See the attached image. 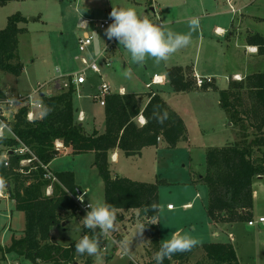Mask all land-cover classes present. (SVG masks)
Wrapping results in <instances>:
<instances>
[{"label": "rangeland", "instance_id": "374dc122", "mask_svg": "<svg viewBox=\"0 0 264 264\" xmlns=\"http://www.w3.org/2000/svg\"><path fill=\"white\" fill-rule=\"evenodd\" d=\"M120 1L123 0H11L1 5L0 30L6 26L7 17L12 14L19 13L25 18L19 24L24 31L18 34V59L23 66L22 72L19 76H14L0 70L1 87L7 90L8 95L12 93L9 98L17 93H32L38 85H43L41 91L33 95V99L36 100L40 93L45 94L48 90L54 89L53 81L57 78L62 84L61 88H65L64 83L68 85V78L84 67L77 58L79 56L77 38L82 32L79 29L80 22L88 20L90 22L87 31L93 40L89 46L91 54H88V49L85 54L89 62L95 60L105 77L102 79L98 73L87 70L85 82L80 85L81 88L75 87L72 103L77 113L81 111L86 117L81 123L86 133L95 129L102 132L104 130V108L92 98L102 81L104 80L113 92L119 87H124L129 92L142 94L148 90L144 84L150 81L152 73L149 70H153L151 64L154 63L155 66L160 67L162 65V62L156 63L152 58H147L143 64L133 63L127 51L123 55L119 53L118 50L122 49L115 39L112 46L110 44L107 62L103 59L101 51L109 43V39L103 42V37H105L103 34L108 26L101 30L96 26V22L105 19V10L108 5H111V8L117 7L116 3L120 4ZM138 1H142L145 6L146 3L148 5L147 0ZM210 1L212 2V0H181L182 3L190 5H193V2ZM234 1L242 11L234 14L233 17L238 18L241 14L245 17L238 25L241 34L258 33L264 36V0ZM219 7L221 9H209L208 13L213 16L214 12H224V8ZM195 13L200 16L199 12ZM254 16L258 18L255 20ZM201 24H204V21ZM213 39L221 41L216 37ZM206 40H208L207 35L203 37V46ZM202 53L201 48L199 63L202 62ZM125 69L131 70V79L124 77ZM255 70L264 72V60ZM216 74L223 73L217 72ZM190 76L193 81L191 74ZM221 76L223 75L217 77L218 89L197 87L187 93L176 94L171 93L170 88H165L164 99L169 107L184 120L185 138L172 148L167 147L163 142L157 148H147L143 151L141 158H122L117 164L112 165L111 172H121L133 180L158 184L157 221L159 223L156 224L159 229L160 243L170 239L172 233L178 230L197 238L200 241L199 244L215 241L229 242L227 235L231 233L232 245L240 264H264V223L255 222L253 225H248L247 221L243 220L236 221L232 225L223 224L219 230L220 235L216 238L212 236L215 227L209 225L204 209L208 190L206 185L198 181V178L206 172V150L240 139V126L232 125L227 112L219 102V90L226 84L224 77ZM72 85L75 86L74 83ZM168 93H171L169 97ZM6 98L8 96L4 93V99ZM16 107L13 105L11 109H16ZM8 115L11 113L9 112ZM7 132L9 131L5 129L6 136ZM247 133L248 139L256 135L252 128H248ZM6 155L3 151L0 158ZM93 161V152L75 154L72 150H65L58 152L50 162L49 168L55 173L64 171L73 173L75 184L82 190L83 203H103V181ZM253 188L256 194L251 212L254 213L253 220H257L259 215L264 217V176L261 180H253ZM0 191L7 193L5 187ZM186 203H190L191 207L185 208ZM168 204H171L172 210H167ZM76 214L70 217L71 219H67L69 223L66 222V225H62L63 227L61 224L66 220L54 226L52 234L57 244L68 246L79 240L84 228L82 218L86 212L77 208ZM122 216L123 219L128 217L131 222L137 220L141 225L145 222L140 219L139 215L130 211L122 213ZM24 220V212L16 210L12 200L0 198V245L2 247L10 245L12 236L18 238L22 235ZM140 230L141 226L136 222L132 228L123 231L125 241L121 249H117L119 247L112 241H104L105 249L100 248L99 253L92 256V264H126L129 260L137 263L147 260L148 263H152L155 253L151 249H146L147 245L150 246L148 235L145 232L147 228L142 233ZM112 234L116 238L115 232ZM117 236L122 238L120 234ZM111 247L115 248L112 253H110ZM109 253L112 256L107 258ZM197 261L206 263L200 250L194 252L183 264H194ZM0 264L32 263L21 256L14 254L2 256L0 253ZM35 264L53 263L38 261Z\"/></svg>", "mask_w": 264, "mask_h": 264}, {"label": "trees", "instance_id": "16d2710c", "mask_svg": "<svg viewBox=\"0 0 264 264\" xmlns=\"http://www.w3.org/2000/svg\"><path fill=\"white\" fill-rule=\"evenodd\" d=\"M8 1L11 0H0V6ZM24 20L19 13L12 14L0 30V70L14 76H19L23 69L18 59V34L24 31L19 26ZM246 41L256 46L258 54H264V36L254 33L248 35ZM191 73L187 67L167 68L166 75L174 92L197 88ZM208 86L205 84L200 89H207ZM75 91L69 78L67 87L55 94L48 96L40 93V116L31 121L26 117L27 105L19 106L9 123L14 136L0 138V154L3 151L7 154L0 158V178L6 182L5 188L15 209L24 212L25 218L22 235L18 238L12 236L10 245L6 247L0 245V253L2 256H21L32 264L38 261L92 264V256L78 254L75 243L61 246L50 236L54 226L75 216L77 206L74 198L78 191L82 193L70 171L53 172L56 181L52 182V193H45L50 181L44 178L42 165L48 166L55 158L56 140L61 141L63 146H70L75 154L94 153L93 164L103 181V203L113 205L117 212L138 209L145 220L149 249L155 253L161 246L159 229L157 224L150 223L152 218L157 220L158 217V184L112 175L109 152L118 148L125 156H133L144 147H157L160 142L169 148L175 147L185 138L184 121L158 92L147 93L148 101L143 107L138 94L114 92L105 97L104 130L86 133L76 118L77 111L72 103ZM3 99L4 93L0 90V100ZM219 102L232 125L240 126V139L206 150V172L198 178L208 190L206 213L215 223L249 221L253 207L252 183L264 176V72L230 82L226 89L219 90ZM157 107L169 114L163 125L152 119ZM140 115L144 117L143 124L138 121ZM248 128L256 132L251 139H248ZM19 146L27 147L28 151L14 153L12 150ZM24 159L31 160L21 165L20 161ZM153 204L157 205L156 210L151 209ZM83 235L93 236L94 233L84 227L81 237ZM103 246L101 239L100 248ZM114 250L111 247L110 253ZM197 250L206 259L205 264H240L230 242H205L191 251L165 259L164 264H183ZM110 253L107 258L112 256ZM126 264H156V261L153 257L152 263L129 260ZM194 264L204 263L197 261Z\"/></svg>", "mask_w": 264, "mask_h": 264}, {"label": "crops", "instance_id": "0c3cea01", "mask_svg": "<svg viewBox=\"0 0 264 264\" xmlns=\"http://www.w3.org/2000/svg\"><path fill=\"white\" fill-rule=\"evenodd\" d=\"M147 1H148V5L146 3V6H145L142 1L123 0V1H120V4L117 2L116 6H117V8L132 7L136 10L138 15L147 16L154 23L166 24L171 30H173L176 33L188 34L191 31L189 26H188V20L190 18H193V17L199 19V27L197 30L191 31V43L187 47H185V48L179 50L177 53L173 54L167 61H162L161 67L155 66L154 63L151 64V67H153L152 68L153 70H151V69L149 70L152 73V75L150 76V81L153 78V76H158V77H161L163 79L162 83L151 84V87L148 88L146 85L148 83H150V81H149L148 83L144 84L148 90L145 92H142V94H140V92H130V93H135V94L139 95L141 107H143L146 104V102L148 101V97L146 94L149 92L150 93L158 92L163 97L165 88L168 87V88H170L169 91H171V93L172 92L176 93V94L177 93H179V94L187 93V92H174L172 87L170 86L167 75H166V70H167V68L172 67V66L187 67V68H190L191 72H195L201 77H211L212 82L207 84V85H209L208 87H210V88L214 87V89L215 88L218 89V87L216 86L217 77H219V75H223L221 77H224L226 84H225L224 88H221V90L226 89L231 81H238V80L233 79L234 76H239L240 79L242 80L248 75L255 74V73H261L260 71H256L255 69H257V66L259 65V63L263 62L264 54H258L256 46L253 44H249L246 41V37L248 35H251L252 33H246L245 35L241 34V30H239L238 25H240V22L242 23V21L244 20L245 17H244V14H241V16L238 18L233 17L234 14L240 13L242 11L241 7L237 6V3L234 0H230V1L212 0V2L210 1V2H200V3L199 2H197V3L193 2V5L182 3L181 0H147ZM219 6H222L224 8V12L223 11L214 12L213 16H211L208 13L209 9L215 10V9L220 8ZM111 10H112L111 5H108L107 9L105 10L104 18H107V17L110 18L109 14H110ZM195 12H199L200 16L195 15L196 14ZM225 16H226V18L224 19ZM254 18L256 20L258 17L254 16ZM247 20L250 21V19H247ZM203 21H204V24H201V23H203ZM111 23H112V20H111L110 24ZM80 24H81V22H80ZM79 29L82 31L79 35V37H80L81 34L83 33V30L80 27H79ZM216 29H218V31H219L218 33L215 31ZM87 30H88V27H87ZM205 35L208 36V40H206L205 45L203 46L202 41H203V37ZM103 36H105V37H103V42L105 40H108V38L106 37L105 34H103ZM215 37L218 39H221V41H218V40L214 41L213 38H215ZM113 40L114 39L109 40V43L111 44V46L113 44ZM115 42H118V41L116 40ZM111 46H110V48H111ZM120 47L122 50H118V51L121 55H123V53H125V51H127V50L122 45H120ZM201 48H202V52H203L202 53V62L199 63V58L201 56ZM87 49H88L87 50L88 54H91V49L89 47ZM85 52L82 55L88 59ZM79 55H80V53H79ZM106 56H107V54H106ZM107 57L109 58V56H107ZM235 64H237V65H235ZM145 69H147V66ZM217 72H220L223 74H216ZM75 87H77L79 89L81 88L80 85H77ZM60 89H61L60 87L54 85V89L48 90L47 93H45V95H48V96L53 95L56 92H58V90H60ZM118 89H123L124 93L129 92L124 87H119ZM0 90H2L8 97L10 95H12V93L8 95L7 90L1 87V78H0ZM171 93H168V97H169V94H171ZM36 100L39 101V98ZM164 100L166 101V99H164ZM16 106H17L16 109L15 108L11 109V107H5L4 108V112L6 114L5 116H6L8 121H12V119H11L12 115L14 112L17 111V109L20 105H16ZM9 112L11 113V115H8ZM33 112H34L35 116H37V117L40 116V110L39 109L33 108ZM80 112L81 111H79L77 113L76 118L81 124L83 121H85L86 117L82 113L83 120L80 121L78 119ZM139 117H141V119H140L141 122L144 121V117L142 115ZM95 131H98V130L95 129ZM7 136H9V132H7ZM159 144H161V142ZM150 147L157 148L156 146H147V147L142 148L138 155H133V156H125L123 151L118 149V148L111 150L109 152L110 171H111L112 165L117 164L120 161V159L125 158V157L126 158H131V157L141 158V156L143 155V151L147 148H150ZM65 150H72V149L70 146H64L63 148H61L60 151H65ZM57 154H58V152H57ZM49 167H50V163L48 164V168ZM49 170H50V168H49ZM111 174L124 176V174H121V172L120 173L119 172H117V173L111 172ZM124 177H127V176H124ZM262 178H263V176H261L257 179L261 180ZM136 181H139V180H136ZM143 182H145V181H143ZM252 189H253V204H254L256 192L253 188V183H252ZM0 193L2 194V196L0 198L9 199L8 193L4 194L1 191H0ZM168 205H171V204H168ZM184 206L187 209L191 207L190 203H186ZM206 207H207V202L204 203L205 213H206ZM172 209L173 208H167V210H172ZM126 211H130L136 215H139L138 209L119 210L117 212L119 215V218L117 219L115 230L113 232H115L116 241L119 243V246L121 244V246H120L121 248H122L123 243L125 241L123 231H127L130 228H132V226H134L136 222L141 226V228L145 227L144 223L141 225L137 220H135V222H131V221H129L128 217H124V219H123L122 213H125ZM251 214H252V216L250 219L252 221H256V220H253V214L254 213L251 212ZM76 215L77 214H75V216ZM139 217H140V219L144 220V217H142L140 215H139ZM258 217H263V216L259 215ZM207 219H208L209 225L215 227V229L212 232V236H214L216 238L219 237V235H220L219 230L222 228L221 225L227 224V223L226 222L215 223L208 217V215H207ZM66 222L68 224L69 220H66L63 223L65 224ZM232 223H234V222H232ZM232 223H228L227 225H232ZM263 223L264 222H261L260 224H263ZM61 226H62V224H61ZM53 228L50 231V236L54 240V236L52 234ZM144 231H145V228H144L143 232ZM223 232H224V230H223ZM81 233H82V231H81ZM117 234H120L122 238H119L117 236ZM80 238H81V235H80ZM227 238H228L227 240H229V242L232 244L233 236L231 233H228ZM215 242H220V241H215ZM222 242H227V241H222ZM148 244H149V240H148ZM146 249H149L148 245H147ZM146 249H145V253H146ZM235 253H236V251H235ZM236 256H237V254H236ZM144 257H145V255H144ZM92 262H93V257H92ZM144 262H147V260ZM184 263H186V262H184ZM172 264H176V262H173Z\"/></svg>", "mask_w": 264, "mask_h": 264}, {"label": "clouds", "instance_id": "9594fccd", "mask_svg": "<svg viewBox=\"0 0 264 264\" xmlns=\"http://www.w3.org/2000/svg\"><path fill=\"white\" fill-rule=\"evenodd\" d=\"M112 23L105 29L106 37L115 39L130 54L131 60L136 64L145 63L147 58H152L156 63L167 61L173 54L187 47L191 43V31L199 27L198 18H190L188 34L176 33L166 24L154 23L147 16L138 15L132 7H112L109 14ZM86 23V22H84ZM125 78L131 79L132 72L125 69ZM169 118L167 111H161L159 107L154 109L152 119L163 125ZM6 186L3 178H0V189ZM86 194V193H85ZM81 203L84 196L78 197ZM89 211L82 218L83 225L94 233L93 236L83 235L75 242V251L84 255L94 256L99 253L101 238H107L115 230L117 223V209L109 203L90 202L86 206ZM151 209L156 210L157 205L153 204ZM159 223L152 218L150 224ZM145 227H142L140 233ZM200 241L188 233L175 231L171 238L161 243L158 251L154 254L156 264H164L165 259H171L178 253L191 251L199 245Z\"/></svg>", "mask_w": 264, "mask_h": 264}, {"label": "built area", "instance_id": "2783aa9c", "mask_svg": "<svg viewBox=\"0 0 264 264\" xmlns=\"http://www.w3.org/2000/svg\"><path fill=\"white\" fill-rule=\"evenodd\" d=\"M227 1H230V0H227ZM84 22H86V23H84ZM89 22L90 21H88V20H83V21H81V24H80V28L83 30V33L77 39V49H78V52L80 53V55L78 56V59L81 61V63L84 65V67L81 71L75 73L73 76H70L71 82L74 83L75 86L76 85H82L85 82V72L87 70H91L93 72L98 73V75L102 76V79H104V77H105V75H103L100 72V69H99L98 65L96 64L95 60L89 62V60L82 55L87 50V48L91 45L92 40H93V37L87 31V27H88ZM110 22H111V19L107 17L105 19H102L101 21L96 22V26L98 27V29H104L110 24ZM215 31L217 33L219 32L218 29H216ZM109 49H110V43H108L101 51V55L106 62L108 59L106 54L108 53ZM191 75L194 79L193 80L194 85L198 88H201L203 85L209 84L212 82L211 77H201L195 72H192ZM233 79L241 80L239 76H234ZM162 82H163V79L161 77L153 76L150 83H148L146 86L148 88H150L151 84H160ZM53 84L55 86L60 87V88L62 86L59 78L55 79L53 81ZM42 86L43 85H38V87L36 89H34L32 93H27V94L17 93L13 97H10V98L8 97L6 99L0 100V138L6 136V134H4L5 129H7L9 131V133L12 137L14 136L11 129H10V126H9L10 121H8L6 116H5L6 114L4 112V108L5 107H12L13 105H20V106L21 105H27L28 111H27L26 117L30 121L33 120L35 117H37V116H35V114L33 112V108H36L39 110H41V108H42L40 100L39 101L34 100L33 95L40 92ZM64 86L66 88L67 84L64 83ZM116 92L118 94H121V95L124 94L123 89H118ZM112 93H114V92L111 90L110 86L103 80L102 83L98 87L97 93L93 94L92 98L95 101L97 100L100 105H104L105 97L108 95H111ZM14 113H13V115H14ZM13 115H12V118H13ZM78 119L80 121L83 120L82 112L79 113ZM140 119H141V117L138 118L139 123L143 124L145 122V120L141 122ZM63 147L64 146H63V143L61 141L56 140L54 142V150L56 152H59L61 150V148H63ZM12 151L14 153L22 154L24 152H27L28 149H27V147L19 146V147H16L15 149H13ZM30 160L31 159L21 160L20 164L21 165L28 164L30 162ZM42 168L45 170L44 174H43L44 178H46L47 180L50 181L49 184L45 188V193L50 195L52 193V182L56 181V177L54 176L53 172H51L49 170L47 165H42ZM81 194L82 193H79L78 195H76L74 200L76 202L77 208L81 209L87 213V211H89V209L86 207L88 204L81 203L80 200L78 199V197H80ZM1 196H2V194L0 193V197ZM167 208H172V207H171V205H168ZM255 222H260V223L264 222V217H258L256 221H252V220L247 221L248 225H253ZM101 239L103 241H108V242L112 241L115 245H117L119 247L117 249H121L118 242L116 241V238L113 236L112 233L110 234L109 237L101 238ZM102 248L105 249L104 247H102Z\"/></svg>", "mask_w": 264, "mask_h": 264}, {"label": "water", "instance_id": "95a60500", "mask_svg": "<svg viewBox=\"0 0 264 264\" xmlns=\"http://www.w3.org/2000/svg\"><path fill=\"white\" fill-rule=\"evenodd\" d=\"M80 192L78 191V194H79ZM64 223H62V225H63Z\"/></svg>", "mask_w": 264, "mask_h": 264}]
</instances>
